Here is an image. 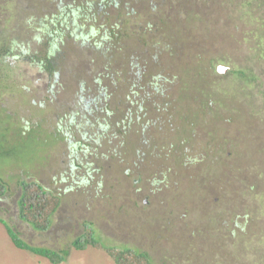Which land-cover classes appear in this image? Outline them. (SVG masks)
I'll return each instance as SVG.
<instances>
[{"label": "trees", "instance_id": "1", "mask_svg": "<svg viewBox=\"0 0 264 264\" xmlns=\"http://www.w3.org/2000/svg\"><path fill=\"white\" fill-rule=\"evenodd\" d=\"M20 63L37 69L42 95L12 78ZM2 80L10 139L49 133L62 139L57 158L69 149L70 173L53 159L44 179L18 182V219L36 231L52 227L70 195L111 199L109 164H122L115 174L135 186L160 176L166 205L178 203L188 183L200 194L208 179L217 188L226 184L230 173L219 160H235L242 174L249 164L252 177L263 165L264 148L251 138L258 110L250 94L264 86V0H0ZM197 129L209 148L202 164L194 156L201 145L185 135ZM225 144L234 149L229 157ZM85 160L96 174L88 170L76 181L70 174ZM186 170L201 172L200 182L188 181ZM8 192L0 177V200ZM188 198L190 219L197 197ZM0 222L16 248L52 264L67 260L68 250L30 244L14 224ZM93 225L84 221L71 242L78 251L104 250L116 264H158L148 252L106 246Z\"/></svg>", "mask_w": 264, "mask_h": 264}, {"label": "rangeland", "instance_id": "2", "mask_svg": "<svg viewBox=\"0 0 264 264\" xmlns=\"http://www.w3.org/2000/svg\"><path fill=\"white\" fill-rule=\"evenodd\" d=\"M222 65L227 68L226 65ZM19 66L20 68L12 72V78L21 85L33 84L37 96L42 95L44 86L39 82L35 83L37 69L24 63H20ZM227 72L228 70L222 74L218 72L219 77L223 79ZM225 78V81H233L231 77ZM5 83L6 81L2 80L0 85V102L7 103L8 98L3 93ZM255 87L250 95H253V104L257 106L259 112L256 110L257 119L252 121L251 127L253 132L250 129L249 132L253 133L252 143H256L261 147L259 149H262L264 148V86ZM4 106L0 104L3 109V112L0 111V150L5 151L6 154L4 152L0 157V177L7 184L9 192L8 198L0 200V219L14 224L30 244L68 250L69 256L62 264H116L104 250L88 247L84 251H78L71 245L73 239L82 233L84 221L94 224V229L106 246H114L118 249L130 247L148 252L154 263L158 264H264V158L257 177H252L249 164L242 174L239 172L240 168L244 170L245 167L239 168L235 160H219L230 173V177L225 179L226 184H220L217 188L212 186L207 178L209 189L200 194L199 186H195L194 188L197 189H194L188 183L183 186L186 188V194H181L180 201L174 204L170 201L167 205L161 198L163 190L166 191L167 182L164 184L157 182L160 176H154L157 181L151 178L149 182L145 181L142 185L135 186L133 182H126L127 177L124 174H115V170L121 169L122 164L121 166L116 164L112 169L109 164L105 170V184L115 185L110 190L111 199L102 201V199L96 200L93 196L86 202L78 195H70L64 201L66 205L62 204L54 215L52 227L45 232L36 231L28 224L20 222L17 215V198L20 192L18 182L44 179L45 176L47 177L45 171L50 167L53 159L57 160L56 163L58 161L61 163L62 172L70 173L69 149L67 148L62 158H57L56 153L63 145L62 139L49 133L46 136L45 133L39 132L40 137H36V132L23 142L16 135L13 136V140L10 139L13 121L7 117ZM225 129L228 132L231 130L230 127ZM197 131L192 130L193 134L185 135L187 138L190 137V140L193 138L196 145H201L194 156L197 160L195 164H202L206 161L203 158L209 148L206 143L202 144L205 138L198 129ZM224 149L228 157L230 152H234L229 144H225ZM166 155L169 157L170 152L168 151ZM192 159L193 163L194 159ZM186 160L191 162L187 158ZM208 161L209 159L206 162ZM87 164L85 160L83 167L74 168L73 174L70 175L76 181L78 177L86 175L88 170L95 175V172L92 173V167L86 166ZM94 167L96 169L95 165ZM185 172V176L190 178L188 181L200 182L201 172L191 173L188 170ZM231 176H238V179ZM252 186H258L259 190H252ZM194 195L197 197V203L192 205L191 209L192 212H196L188 219L186 218L190 212L188 196ZM163 197L169 200L168 193ZM116 199L119 201L118 204ZM201 205L203 208L200 207ZM208 212L214 216L212 220L209 219ZM211 228L215 230L212 231ZM233 230L235 234L232 233ZM0 264L52 263L46 258L16 248L5 226L0 222Z\"/></svg>", "mask_w": 264, "mask_h": 264}, {"label": "water", "instance_id": "3", "mask_svg": "<svg viewBox=\"0 0 264 264\" xmlns=\"http://www.w3.org/2000/svg\"><path fill=\"white\" fill-rule=\"evenodd\" d=\"M228 70V68H226L225 66H223V65H220L219 67H218V72L219 73H224L225 71H227Z\"/></svg>", "mask_w": 264, "mask_h": 264}]
</instances>
